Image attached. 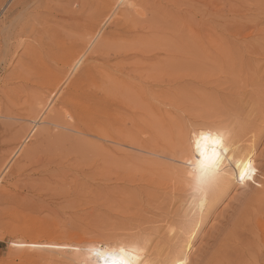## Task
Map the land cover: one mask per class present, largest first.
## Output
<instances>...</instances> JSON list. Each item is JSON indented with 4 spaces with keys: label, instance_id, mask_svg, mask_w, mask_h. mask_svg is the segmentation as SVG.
Returning a JSON list of instances; mask_svg holds the SVG:
<instances>
[{
    "label": "rangeland",
    "instance_id": "374dc122",
    "mask_svg": "<svg viewBox=\"0 0 264 264\" xmlns=\"http://www.w3.org/2000/svg\"><path fill=\"white\" fill-rule=\"evenodd\" d=\"M129 2L131 6L123 10L118 8L109 20V14L102 15L98 9L100 0H0V33L2 34H0L2 36L0 38V264H50L51 262L77 264L68 260L69 256L65 254H61V259L60 253H52L53 256L47 249H19L12 244L21 239L29 242L31 237H36L35 227L46 226L56 230L52 232L59 234L60 242L68 239L80 242V246L86 245L88 241H98L102 234L112 232L134 234L138 236L140 244H143L147 259L152 264H170L172 260L181 256L189 259L188 264H264V56L245 52L247 43L244 40L248 38L247 41H254L255 37H259L258 34L253 33V28L258 27V30L264 33V0H129ZM126 11H131L130 16L123 18L122 14ZM80 21L84 27L96 22L98 25L95 24L92 28L94 27L101 37L111 38L115 41L114 44L106 47L104 53H96L94 52L96 42L93 45L85 44L89 39V36H85L86 32L82 35L81 42L78 39L81 37L69 36L64 31L65 27L76 28ZM245 24L249 26H246L242 35H237L235 30L243 29ZM13 28L15 30L23 28L21 38L18 36L12 40V37L8 39L11 30L14 31ZM131 32L142 36L144 45H148L144 48L143 55L160 61L163 69L161 75L153 78L150 76L142 86L139 85L145 91V101L117 104L115 114L120 116L122 113L123 119L117 117L116 121L121 119L127 128L142 127L146 135H142L144 138L150 139L156 136V147L149 153H142L123 145L112 146L94 135L89 137L75 133L82 140L88 137L91 139L86 140L89 141L87 146H80L73 153L70 151V155L67 154L68 157L64 161L70 159L71 163H74L76 158H81L84 162L83 167L71 165L70 169L56 172L53 167L46 165L47 156L55 153V150L40 147L41 149L39 148L23 171L15 174L13 171L17 165L16 160L22 161L28 149L36 147V144L38 146L37 137L43 125L42 123L30 129L35 124L27 120L26 115L29 112L27 96L32 93L36 95L35 91L39 97H42L44 103L48 104L47 106L50 105L53 100L51 97L55 94L54 85L51 84L56 80L50 68L60 66L58 62H54L59 61L60 56L74 45L79 48L83 57L82 66H92L96 75L99 74V70L105 68L114 75L125 77L126 73L118 71L112 65L123 59L125 53L137 52L135 49L126 51L124 49L125 45L131 44L132 40L129 39V34L133 35ZM112 33L116 35L113 36ZM110 34L113 37H110ZM100 36L98 38H101ZM40 37L43 40L38 41L37 38ZM26 41H31L36 47L39 46L38 52L27 55L30 54L29 57H34L35 60L38 58L36 71L41 65L45 66L41 68L46 70L47 81L38 80L36 76L37 81L27 84L22 76L14 73L17 60L21 56L25 57L23 43ZM13 56L16 58L14 59ZM76 70L74 71L76 73L70 72L71 70L63 72L65 76L70 72L71 75L68 74L67 77L72 79L81 72V68ZM49 78L52 79L51 82ZM16 85L18 87H15ZM65 91L66 87L63 93ZM158 93L164 94L163 99L156 98ZM55 103L58 107L60 101ZM9 104L16 116L8 112L9 107L5 109ZM54 104L50 105L51 109L49 108L46 113V120L53 114L52 111L56 107ZM71 106L75 107L73 104ZM131 119H135L133 124ZM135 121H139L140 125L134 124L138 123ZM193 121L212 125L214 128L219 126L218 128L222 127L220 129L223 131L227 129L229 136L238 131L240 145L243 148H251L253 139L256 137L259 139L252 160L256 169L254 183L249 181L245 187L242 184L225 187L217 185L202 193L189 184L166 180L161 182V185H153L148 179L145 180L155 168H158L154 165L155 160H160L163 167L171 163L163 157L172 147L171 140L167 137L168 126L174 124L175 129L179 128L177 126H184L187 135L186 132ZM51 127L53 136L63 135L61 132L66 131ZM34 132V136L31 135ZM73 133V131L68 132L72 137H76ZM26 134L29 135L27 139L24 138ZM18 139L22 140L18 141ZM29 139L30 141H27ZM107 151L117 153L118 157L133 151L132 154L146 157L138 159L135 167L128 166L131 170H125L122 174L120 167L103 170L104 163L99 154ZM172 164L177 167L184 166L179 162ZM43 166H46L48 171ZM10 168L12 174L8 171ZM118 170L120 172H117ZM53 173L62 174L58 182L37 180L41 176H55ZM104 173L109 175L103 178ZM10 174L13 175L12 178ZM129 174L133 176L126 178ZM63 176H66L65 180ZM73 176L78 178V188L70 184L74 179ZM16 179L20 180L19 183ZM28 184L32 187L29 188ZM148 184L151 186L148 187ZM107 189L111 192L110 195ZM110 189H118L122 197L118 192L113 194L114 191ZM215 193L220 197L213 201ZM106 196L109 197L108 200ZM70 204H74V207ZM31 232L34 236L30 235ZM61 233L66 235V240L65 237H60ZM74 237L77 239H73ZM39 241L45 242L43 238ZM18 252H22L23 256ZM40 255L43 258L45 255V258ZM64 255L66 259L63 258ZM26 256L31 257H27L30 261L25 258ZM31 259H36L38 262L36 260L31 262Z\"/></svg>",
    "mask_w": 264,
    "mask_h": 264
},
{
    "label": "bare ground",
    "instance_id": "6f19581e",
    "mask_svg": "<svg viewBox=\"0 0 264 264\" xmlns=\"http://www.w3.org/2000/svg\"><path fill=\"white\" fill-rule=\"evenodd\" d=\"M99 6H98V9H100L101 11V14L102 15H105L107 16V14H109V17L108 19L110 20L111 19V16H113V13H115L118 8L123 10V9H127L128 7L127 6H131L129 0H100V3H98ZM133 4V3H132ZM179 4V3H178ZM23 5V4H22ZM260 5V4H259ZM15 6V5H14ZM24 7V6H23ZM163 9V8H162ZM188 9V8H187ZM186 9V10H187ZM164 10V9H163ZM26 10H24L25 12ZM143 11V10H142ZM259 11V10H258ZM119 12V11H118ZM123 12V11H122ZM131 12V11H129ZM129 12L126 11L124 12V14H122L123 18H126L129 15ZM15 13V12H14ZM121 13V12H120ZM178 13V12H177ZM249 13V12H248ZM247 13V14H248ZM252 13V12H251ZM264 13V12H263ZM22 14V13H21ZM20 14V15H21ZM89 14V13H88ZM91 14V13H90ZM89 14V15H90ZM136 14V13H135ZM139 14V13H138ZM141 14V13H140ZM137 15V14H136ZM182 15V14H181ZM180 17V15H179ZM189 17V16H188ZM254 17V16H253ZM252 17V18H253ZM53 18V17H52ZM101 18V15L100 17ZM113 18V17H112ZM114 18H115V15H114ZM134 18V17H133ZM242 18V17H241ZM251 18V19H252ZM105 19V18H104ZM120 19V18H119ZM130 19V18H129ZM148 19V18H147ZM246 19V18H245ZM103 20V18H102ZM107 20V19H105ZM104 20V22H105ZM121 20V19H120ZM119 21V20H118ZM183 21H185V19L183 18ZM188 21V20H187ZM197 21V20H196ZM45 22V21H44ZM91 22V21H90ZM93 22V21H92ZM97 22V20H96ZM96 22H94L93 25L96 24ZM123 22V21H122ZM239 22V21H238ZM244 22V21H243ZM242 22V23H243ZM99 24V22H97ZM126 23V22H124ZM141 23V22H140ZM195 23V22H194ZM249 23V22H247ZM45 24V23H44ZM96 24V25H98ZM103 24V22H102ZM118 24V23H117ZM250 24V23H249ZM249 24H245L243 29L241 30H238L239 28H237V33L234 31V33H236L237 35H242L241 33L245 31L246 29V26H249ZM253 24V23H252ZM66 25V24H65ZM90 25V24H89ZM92 24L88 27H84V25L82 24V22L80 21V23L77 25L76 28H72V27H69V28H66L65 26V32L68 33L69 36H72V37H81V38H78L79 41L82 42L83 40V37L82 35H84L85 33V36H89V39L88 41L85 43H89L90 45H93L95 42L96 46H94V52H103L104 53V49L106 47H109L110 45L114 44L115 41H112L111 38H109L108 36L106 37H101L99 34H97V32L95 31L94 27L92 28L93 26ZM106 25V23H105ZM256 25V24H254ZM86 26V25H85ZM191 26V25H190ZM216 26V25H215ZM42 27V26H40ZM120 27V25L118 26V28ZM43 28V27H42ZM96 30H97V27H95ZM116 29H118L117 27H115ZM122 28V27H121ZM230 28V27H229ZM232 28V27H231ZM253 28V27H252ZM251 28V29H252ZM8 29V28H7ZM14 29V28H13ZM38 29V28H37ZM36 29V30H37ZM11 30V29H10ZM103 30V29H102ZM195 30H196V27H195ZM201 30V29H200ZM206 30V29H205ZM5 31V29H4ZM21 31V32H20ZM40 31V30H39ZM249 31V30H248ZM247 31V32H248ZM23 32V28H20V29H14L11 30V32L8 34L11 38V40L13 38H17ZM42 32V31H41ZM61 32H63L61 30ZM96 32V33H95ZM115 32V31H114ZM250 32V31H249ZM64 33V32H63ZM110 33V32H109ZM117 33V32H115ZM115 33H112L113 36L116 35ZM132 33V32H131ZM253 33H256L258 34L259 37H255V40L254 41H247V39L245 38L244 40L246 41V48H245V52L248 51L250 54L252 55H263L264 56V33L260 30H258V27L257 29L256 28H253ZM252 33V35H253ZM1 34V33H0ZM37 34V33H36ZM65 34V33H64ZM133 34V33H132ZM214 34V33H213ZM244 34V33H243ZM249 34V33H248ZM247 34V35H248ZM2 35V34H1ZM5 35V33H4ZM26 35V34H25ZM28 35V33H27ZM38 36H40L39 34H37ZM54 35V33H53ZM66 35V34H65ZM118 35V33H117ZM121 35V34H120ZM128 35V34H127ZM126 35V36H127ZM251 34L248 35V36H252ZM32 35H30L31 37ZM48 36V35H47ZM101 37V38H98V37ZM111 34H110V37H113ZM129 39L132 40L131 41V44H128V45H125L124 46V49L125 51L126 50H137V52H134V53H125V56L123 59H120L118 61H116V63H114L112 66L116 67V69H118V71L120 72H124L126 73L125 74V77L122 76V75H114L112 74L108 69H103V70H99V74H95L94 73V68L91 66V67H88V66H82V56H81V53L80 51L78 50L79 48L74 46L72 48H70L69 50H67L66 52H64L62 54V56H60V60L58 61H55L54 63H57L59 64L60 66H54V67H51L50 71H53L52 72V76H54L56 78L55 80V83H52L51 85H54V92L55 94L51 97V99L53 98L52 102L50 103V105L53 106V104L57 101H60V104H58L59 106L57 107L56 106V103L54 104L56 107L55 109L52 111L53 114L48 116L47 120H46V113H48V109L50 108V105L47 106L48 104L44 103L45 101L42 100V97H39V94L37 92L34 91V93L36 95H32V94H28L27 96V109L29 110V112H27L28 115V118L27 120L32 123V124H35V126L30 129H34L37 127V125L43 123V125L41 126V128L39 129V134H38V137L35 135V137H37L38 139V146L36 144V147H33L31 149H28L26 154H25V157L22 161L20 160H16V167L15 165H13L15 167V170L13 171L15 174L16 172H20V171H23L24 167H26L27 163H29L31 161V158L34 157L36 155V153L39 151V148L42 147H49V148H52L53 150H55V153H52L50 154L49 156H47V161L46 162V165L49 167H53L56 172L57 171H60L62 169H70L72 168V166H78V167H83L84 165V162H83V159L81 158H76V161L74 163H71V160L68 159L67 161H64L65 158H67V154L70 155V151H72V153L77 150L80 146H87L88 142L86 140H89L91 138H89L90 136L89 135H94V136H97L99 137L100 139L104 140L105 142H109L110 144H112V146H115L114 144L116 145H123V146H127L129 147V149H133V150H136L138 152H142V153H149L152 151V148L156 147V144H157V141H156V136L148 139L147 137H143L142 135L146 136L145 135V130H142L139 127H137L135 129L132 128H127L126 125L123 124V121L121 119V114L120 116L116 115L115 113L117 112V104H131V102L133 101H142L143 100L145 101V91H143L144 89H141L139 87L142 86L143 83H145V81H147L148 78H150V76L155 77V76H159L162 74L161 70L163 69V65L160 61H157V60H152L151 58H148L146 56H144V48L147 47L148 45H144L145 43H143L142 41V36L136 34V35H130L129 34ZM36 37V36H35ZM34 37V38H35ZM72 37H70V40H72ZM123 37V36H122ZM234 37V36H233ZM0 38H2V36H0ZM6 38V37H5ZM32 38V37H31ZM42 37L40 38H37L39 39L38 41H41L43 39H41ZM49 38V37H48ZM59 38V37H58ZM57 38V39H58ZM67 38V36L65 37ZM211 38V37H210ZM253 38V37H251ZM7 39V40H8ZM50 39V38H49ZM54 39V38H53ZM86 39V38H85ZM225 39V38H224ZM10 40V42H11ZM17 40V39H16ZM77 41V40H76ZM233 41V40H232ZM9 42V41H8ZM9 42V43H10ZM71 42V41H70ZM234 42V41H233ZM244 42V41H243ZM13 43V42H12ZM78 43V42H77ZM84 43V42H83ZM133 43V44H132ZM232 43V42H231ZM230 43V44H231ZM24 44V56L25 57H22L21 54L20 56V59L17 60V66L14 67V73H17L19 74V76L23 78V81L26 82L27 84H31V82H34L35 80L37 81L36 76H38V80H46L48 79V76L46 74V70L45 69H42L41 67L44 66V65H41L39 67V69L37 68V71H36V65L39 63L38 61V58H36V60L34 59V57H29L27 55L28 53H33V55L38 52L37 51V47H39L37 45V47L35 45H33L30 42L26 41ZM37 44V43H36ZM42 44V43H41ZM46 44V43H45ZM75 44V43H74ZM237 44V43H236ZM17 45H19L17 43ZM12 46V45H11ZM16 46V45H15ZM19 46H22L21 44ZM18 46V47H19ZM86 46V45H85ZM232 46V45H231ZM234 46V45H233ZM242 46V45H241ZM10 47V46H8ZM14 47V46H12ZM17 47V49L19 50V48ZM76 47V48H75ZM42 48V47H41ZM75 48V49H74ZM8 49V48H7ZM14 49V48H13ZM20 49H22L20 47ZM232 49H234L232 47ZM10 50V49H9ZM41 50V49H39ZM46 50V49H45ZM82 50V49H80ZM86 50V49H84ZM82 50V51H84ZM91 50V49H90ZM235 50V49H234ZM242 50V49H241ZM7 51V50H6ZM17 51V50H16ZM87 51V50H86ZM85 51V52H86ZM233 51V50H232ZM238 51V50H237ZM243 51V50H242ZM40 52V51H39ZM84 52V53H85ZM241 52V51H240ZM15 53V51H14ZM235 53V52H234ZM243 53V52H242ZM12 54V53H11ZM95 54V53H94ZM237 54V53H236ZM239 54V52H238ZM15 55L17 56V54L15 53ZM43 55V54H42ZM77 56V57H73V56ZM84 55V54H83ZM91 55V54H90ZM93 55V54H92ZM98 55V54H97ZM123 55V54H122ZM241 55V54H240ZM248 55V54H247ZM251 55V56H252ZM8 56V55H7ZM6 56V57H7ZM27 56V58H26ZM118 56V55H117ZM14 59L16 58L15 56H13ZM228 57V56H227ZM157 59V58H156ZM245 59V58H244ZM264 59V58H263ZM262 59V60H263ZM43 60V58H42ZM86 61V60H85ZM14 62V61H13ZM91 62V61H90ZM89 62V63H90ZM94 62V61H93ZM84 63V62H83ZM263 63V62H262ZM86 65V64H85ZM109 65V64H107ZM174 65V64H173ZM94 66V65H93ZM45 67V66H44ZM110 67V65H109ZM53 68V69H52ZM76 68L79 70L81 68V72L80 74L75 78L74 76L72 77V79L70 78L69 79V76L67 77L68 74H70V72L72 73H76L74 71H77ZM99 68V67H98ZM101 69V68H100ZM64 70H71L69 73H67V75L65 76L64 75ZM165 70V69H164ZM40 71V73H39ZM96 71V70H95ZM98 71V70H97ZM101 71V73H100ZM48 72V70H47ZM12 73V72H11ZM13 73V74H14ZM50 75L51 73L48 72ZM98 73V72H97ZM39 74H41L39 76ZM152 74V75H151ZM31 75V76H30ZM71 75V74H70ZM15 76V75H13ZM30 76V78H29ZM9 77H10V74H9ZM17 78V77H16ZM18 79V78H17ZM50 79V82L52 81L51 78ZM22 81V82H23ZM19 82V81H18ZM156 82V81H154ZM39 83V82H38ZM158 83V82H157ZM22 84V83H21ZM34 84V83H33ZM25 85V84H24ZM40 85V83H39ZM30 86V85H29ZM33 86V85H32ZM37 86V85H36ZM43 86V85H42ZM13 87V86H12ZM15 87H18L17 85ZM31 87V86H30ZM66 87V91L65 93H63V90L65 89ZM163 87V86H162ZM177 87V86H176ZM175 87V88H176ZM25 88V87H24ZM20 89V88H19ZM35 89V87H34ZM169 89V88H168ZM174 89V88H172ZM177 89V88H176ZM9 90V89H8ZM16 90V89H15ZM22 90V88H21ZM20 90V91H21ZM31 91V90H30ZM158 91V90H157ZM156 91V92H157ZM162 91V90H161ZM23 92V91H21ZM49 92V91H48ZM160 92V91H159ZM153 93V92H152ZM20 94V93H19ZM25 94V92H24ZM27 94V93H26ZM21 95V94H20ZM42 95H45V94H42ZM163 93H158L157 97L156 98H159V99H163ZM25 96V97H26ZM13 97V96H12ZM44 97V96H43ZM18 98V97H17ZM46 98V97H45ZM51 99L49 98V100L51 101ZM151 99H155V97H151ZM13 100V99H12ZM158 100V99H157ZM11 101V100H10ZM15 101V100H14ZM13 101V102H14ZM47 101V100H46ZM48 101V103L50 102ZM12 103V101H11ZM147 103V102H146ZM78 105L75 109L72 108L71 105ZM137 104V103H136ZM140 104V103H139ZM151 105V103H150ZM204 105V104H203ZM207 105V104H205ZM51 106V107H52ZM155 106V105H154ZM9 107L10 111V114L13 113L12 109H11V106L9 104V106H6L5 109ZM53 108V107H52ZM146 108V107H145ZM156 108V107H155ZM8 109V108H7ZM51 109V108H50ZM119 109V108H118ZM152 109V108H151ZM120 110V109H119ZM126 110V109H125ZM153 110V109H152ZM156 110V109H155ZM5 111V110H4ZM124 111V110H123ZM6 112V111H5ZM5 112H3L5 114ZM7 112V113H8ZM50 112V111H49ZM161 112V111H160ZM6 113V115H7ZM150 113V112H149ZM3 114V115H4ZM9 114V115H10ZM128 114V113H127ZM12 116H16L14 113L12 114ZM45 116V118H44ZM11 117V116H10ZM20 117V116H18ZM118 118H121L119 120L116 121V119ZM123 117V116H122ZM135 117V116H134ZM177 117V116H176ZM180 117V116H179ZM8 118V117H7ZM12 118V117H11ZM128 118V117H127ZM137 118V117H136ZM124 119H125V116H124ZM18 120V119H17ZM25 120V119H23ZM26 120V121H27ZM42 120V121H41ZM135 119H131L132 121V124H133V121ZM137 120V119H136ZM41 121V122H40ZM130 121V120H129ZM40 122V123H39ZM135 122H138V123H134V124H139V121H135ZM128 123V122H127ZM174 123V122H173ZM13 125V124H12ZM47 125V126H46ZM49 125V126H48ZM140 125V124H139ZM176 125V124H175ZM221 125V124H220ZM39 126V127H40ZM51 126H54V127H57L58 129H65L66 131L69 130V131H62L60 130L61 133H63V135H59L57 132L56 133L58 135H54L53 136V129ZM135 126V125H134ZM137 126V125H136ZM174 124L173 125H169L168 128H167V137L169 140H171V144H172V147L170 149V151H167L165 154H164V158L171 161V163H168L165 165V167H163L161 165V161L160 160H155V163L154 165L157 166L158 168H153L154 171H152V173H150V176L148 178H145V180L148 179V182L152 183L153 185H161L163 181H166V180H170V181H175L176 183L178 184H189V177H187L186 173L188 171H190L191 169L190 168H185L184 166L183 167H177L175 164L173 165V163H176V162H179L180 164L182 165H185V153H184V145H185V142H186V139H187V135H185V127L184 126H177L179 127L178 129H175V126L173 128ZM225 126V125H224ZM5 127V126H4ZM6 127H10V126H6ZM38 127V128H39ZM129 127V126H128ZM144 127V126H143ZM176 127V128H177ZM216 127V126H215ZM219 127V126H218ZM217 127V128H218ZM7 128V129H8ZM57 128H55V130H57ZM222 128V127H220ZM219 128V129H220ZM225 128H228V127H225ZM224 128V129H225ZM141 129V130H139ZM144 129V128H143ZM229 129V128H228ZM10 130V129H9ZM223 130V129H221ZM32 131V130H31ZM29 131V132H31ZM72 133V131L74 132V136L75 133L79 134V135H82V136H85V135H88V139H80L78 136L76 137H72L70 134H68V132ZM235 131V130H234ZM38 132V131H37ZM55 132V131H54ZM226 132H227V129H226ZM17 134V133H16ZM22 134V133H21ZM20 134V136H21ZM24 134V132H23ZM35 134L32 133L31 135ZM151 134V133H150ZM187 134V132H186ZM228 136H229V133L227 132ZM231 134V132H230ZM28 134H26V137H24L25 139L28 138ZM34 136V135H33ZM57 136V137H56ZM257 136V135H255ZM239 134H238V131L237 132H233V135L232 136H229V146L231 148V151L229 152V157L231 159H233L235 161V163L233 164H230L229 165V176L226 180H223L221 181L218 185H220L221 187H225V186H231V185H238V184H242L243 187L247 186L249 184V181H245L243 183L240 182L239 180V172L241 171V169H239L238 167H236L237 164L243 162L244 164H247V162L249 160H253V157L256 153V147L258 145V142H259V139L256 137L255 139H253V143L250 145L251 148H243L241 145H240V141H239ZM17 138H18V134H17ZM16 138V139H17ZM20 138V137H19ZM32 138V136H31ZM34 138V137H33ZM25 139H23L25 141ZM36 139V140H37ZM22 140V139H20ZM18 139V141H20ZM35 140V139H34ZM17 141V142H18ZM27 141H30L27 140ZM97 142V141H96ZM22 143V142H21ZM36 143V142H35ZM100 143V142H99ZM18 144V143H17ZM92 144V143H91ZM97 145V144H96ZM19 146H21L19 144ZM26 146V145H24ZM102 146V145H101ZM117 147V146H116ZM23 148V147H22ZM21 148V149H22ZM105 148V146H104ZM121 148H123L121 146ZM20 149V148H19ZM18 149V150H19ZM41 149V148H40ZM120 150V149H119ZM119 150H117V152H119ZM128 150V149H127ZM121 151V150H120ZM125 152V151H124ZM134 152V151H133ZM132 152V153H133ZM15 153V152H14ZM115 153V152H114ZM112 151H107V152H102L101 154H99V156H101V161H103L104 165H103V170H107L111 167H120L123 174V172L125 170H131L130 167H135L136 165V161L138 159H141V158H145L146 156H141L140 154L139 155H135V154H132V153H129V152H126V153H123L122 156L118 157L116 156L117 153L114 154ZM14 156V155H13ZM16 156V155H15ZM14 158V157H13ZM12 158V159H13ZM8 160V159H7ZM6 160V161H7ZM15 161V160H14ZM70 161V162H69ZM69 162V164H68ZM8 163V161H7ZM13 163V162H12ZM11 163V164H12ZM225 164H229V161L228 160H225L224 161ZM10 164V163H9ZM8 164V165H9ZM10 164V165H11ZM14 164V163H13ZM5 165H7L5 163ZM72 165V166H71ZM179 165V164H178ZM130 166V167H128ZM11 167V166H10ZM13 167V169H14ZM45 169H46V166H43ZM12 168H10V173L12 172L11 171ZM47 170V169H46ZM117 171V172H120V171ZM48 171V170H47ZM63 171V170H62ZM128 171V172H129ZM65 173V172H64ZM120 173V174H121ZM127 173V172H126ZM12 174V173H11ZM10 174V177L12 178L13 175L11 176ZM19 174V173H17ZM118 174V173H117ZM122 174H121V177H122ZM42 175V174H41ZM39 175V176H41ZM50 175V174H49ZM52 175V174H51ZM53 175L55 176H49L48 175L46 177H39L37 180H40V179H44L46 180L47 182L49 183H52V182H58V179H59V176H61L62 174H54ZM58 175V176H57ZM71 175V174H69ZM73 175V174H72ZM75 175V174H74ZM109 174L107 173H104L102 176L103 178H106V176H108ZM16 176V175H15ZM18 176V175H17ZM45 176V175H44ZM68 176V174H67ZM130 176H133L131 174H129L127 177H130ZM62 177V176H61ZM60 177V178H61ZM64 177V180L66 179V176H63ZM71 177V176H70ZM76 176H73V181L71 180L70 181V184L73 185L75 188L79 187V184H78V178ZM124 177V175H123ZM69 178V177H68ZM131 178V177H130ZM133 178V177H132ZM135 178V177H134ZM33 179V177L31 178ZM30 179V180H31ZM36 179H34L36 181ZM119 179V178H118ZM117 179V180H118ZM14 180V179H13ZM18 180V179H16ZM63 180V178L61 179ZM126 180V179H125ZM133 180V179H131ZM143 180V179H142ZM141 180V181H142ZM144 180V182H145ZM1 181V180H0ZM20 180H18L17 183H19ZM124 181V180H123ZM130 181V180H129ZM134 181V180H133ZM132 181V182H133ZM32 182V181H31ZM30 182V183H31ZM34 182V181H33ZM15 183V184H17ZM14 184V185H15ZM32 184V183H31ZM31 184H28L29 185V188L32 187ZM143 184V183H142ZM177 184V185H178ZM11 185V184H10ZM26 185V184H25ZM151 186V184H150ZM149 184H148V187H150ZM173 186V185H172ZM171 186V187H172ZM239 186V185H238ZM241 186V187H242ZM17 187V186H16ZM67 187V186H65ZM107 187V186H106ZM7 189V188H6ZM20 189V188H19ZM24 189V188H23ZM105 189V187H104ZM174 189V188H172ZM5 190V189H4ZM108 190V189H107ZM111 190V189H110ZM17 191V190H16ZM103 191V189H102ZM111 191H114L112 192L113 194L114 193H117L118 192V189L116 190H111ZM105 192V191H104ZM109 192V193H108ZM108 192H105L106 194L108 193V195L111 194V192L108 190ZM121 192V191H120ZM8 193V192H7ZM10 193V192H9ZM18 193V192H17ZM119 193V192H118ZM128 193V192H127ZM2 194V193H1ZM6 194V193H5ZM11 194V193H10ZM12 194H14L12 192ZM103 193V195H106ZM120 194V193H119ZM151 194V193H150ZM220 194V192H219ZM8 195V194H7ZM17 195V194H15ZM121 195V194H120ZM124 195V193H123ZM130 195V194H129ZM152 195V194H151ZM221 195V194H220ZM9 196V195H8ZM113 196V195H112ZM115 196H117L115 194ZM114 196V197H115ZM1 197V196H0ZM11 197V196H10ZM120 197V196H119ZM122 197V195H121ZM220 196H218L217 193H215L213 195V201L217 200ZM107 198V196H106ZM109 198V197H108ZM107 198V200H108ZM9 199V197H8ZM124 199V197H123ZM18 200V198H17ZM12 201V200H11ZM4 203V202H3ZM74 207V204H70ZM78 206V205H77ZM64 205L61 206V208H63ZM76 215V214H75ZM26 226V224H24ZM34 225V224H33ZM32 225V226H33ZM23 226V224H22ZM21 226V227H22ZM34 227V226H33ZM19 228V227H18ZM27 229V227H24ZM29 228V226H28ZM52 228V227H51ZM51 228L49 227H38L34 229L35 231V235L36 237L32 238L31 237V240L29 242H27V240H23L21 239L20 241H17V242H14L12 243L14 246H17V248L19 249H26V248H41V249H47L48 251H51V255H53L52 253H60L61 254H65L67 256H69L68 260H71V262H76L77 264H83V261L85 260L86 256H87V253L86 252H77L75 251V249L77 247L79 248H86L89 244L93 243V241H88L86 245L84 246H80V242H75V241H70L67 239V241H64V242H60L59 239H58V235L54 234L53 232H56L51 230ZM17 229V228H16ZM23 229V228H22ZM18 230V229H17ZM32 230V229H31ZM23 231V230H22ZM26 231V230H24ZM33 231V232H34ZM53 231V232H52ZM33 232L30 233L33 234ZM22 233V232H21ZM24 233V232H23ZM22 233V234H23ZM19 234V232H18ZM62 235L60 237H65V240H66V235H63V233H61ZM75 234V233H74ZM27 235V234H24V236ZM78 235V234H77ZM80 235V234H79ZM32 236V235H31ZM34 236V234H33ZM68 236H71V235H68ZM27 237V236H26ZM138 237V236H137ZM21 238V237H20ZM30 238V236H29ZM45 240V242H41L39 240ZM69 238V237H68ZM71 238V237H70ZM140 238V237H139ZM18 239V238H17ZM73 239H77V238H73ZM94 239V238H93ZM144 241V240H143ZM145 242V241H144ZM143 242V243H144ZM86 243V242H84ZM146 244V243H144ZM83 245V244H82ZM143 245V244H142ZM139 242V247L141 249H143V251L140 253V257L142 259V262L143 264H152V262L147 259V253H146V249L144 248V246H142ZM17 250V249H16ZM32 250V249H31ZM46 251V250H45ZM47 251V252H48ZM20 252V251H19ZM18 252V253H19ZM46 252V253H47ZM22 253V252H21ZM19 253V254H21ZM25 253V251H24ZM26 254V253H25ZM31 254V253H30ZM59 255V254H58ZM65 258L66 259V257ZM22 256H23V253H22ZM35 256V255H34ZM34 256L32 258H34ZM41 256V255H40ZM54 256V255H53ZM27 257H30V256H26L25 258ZM43 258V256H41ZM40 257V258H41ZM31 258V257H30ZM37 258H39L37 256ZM36 258V259H37ZM44 258H45V255H44ZM43 258V259H44ZM48 258V257H47ZM51 258V257H50ZM62 259V255L60 257ZM59 258V259H60ZM23 259V258H22ZM29 258H27L28 260ZM35 259V260H36ZM57 259V260H59ZM64 259V260H65ZM98 258L96 257H91V264H96V261H97ZM34 260V259H33ZM31 259V262L33 261ZM34 260V262H35ZM39 260V259H37ZM36 260V262H38ZM53 260V259H52ZM51 260V261H52ZM56 260V261H57ZM63 260V261H64ZM30 261V259H29ZM54 261V260H53ZM62 261V262H63ZM41 262V261H40ZM70 262V261H69ZM70 262V263H71ZM48 263V262H47ZM189 263V259H187L185 256H181L177 259H174L170 262V264H188ZM46 264V263H45ZM52 264V262L50 263Z\"/></svg>",
    "mask_w": 264,
    "mask_h": 264
},
{
    "label": "snow or ice",
    "instance_id": "6c2138e0",
    "mask_svg": "<svg viewBox=\"0 0 264 264\" xmlns=\"http://www.w3.org/2000/svg\"><path fill=\"white\" fill-rule=\"evenodd\" d=\"M226 131L214 128L212 125L200 124L193 121L187 130V139L184 145L185 168L191 170L186 173L189 185L196 191L206 193L216 187L229 176V165L235 163L229 157L231 148ZM228 160L229 164L224 161ZM241 171V183L252 181L256 173L251 160L236 165ZM77 252H86L83 264H91V257L98 258L96 264H143L139 247V239L134 234L112 232L102 234L98 241H94L86 248L75 249Z\"/></svg>",
    "mask_w": 264,
    "mask_h": 264
}]
</instances>
